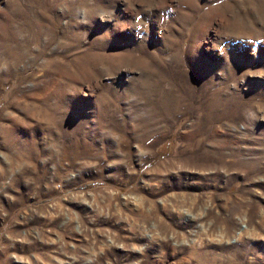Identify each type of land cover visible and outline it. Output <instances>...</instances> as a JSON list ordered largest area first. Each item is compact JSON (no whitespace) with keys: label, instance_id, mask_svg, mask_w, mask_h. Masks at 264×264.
<instances>
[{"label":"rangeland","instance_id":"rangeland-1","mask_svg":"<svg viewBox=\"0 0 264 264\" xmlns=\"http://www.w3.org/2000/svg\"><path fill=\"white\" fill-rule=\"evenodd\" d=\"M0 264H264V0H0Z\"/></svg>","mask_w":264,"mask_h":264},{"label":"bare ground","instance_id":"bare-ground-1","mask_svg":"<svg viewBox=\"0 0 264 264\" xmlns=\"http://www.w3.org/2000/svg\"><path fill=\"white\" fill-rule=\"evenodd\" d=\"M208 47H210V46H208Z\"/></svg>","mask_w":264,"mask_h":264}]
</instances>
